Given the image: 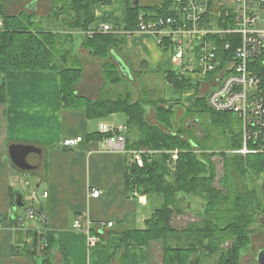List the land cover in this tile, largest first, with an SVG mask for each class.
<instances>
[{
  "label": "trees",
  "instance_id": "16d2710c",
  "mask_svg": "<svg viewBox=\"0 0 264 264\" xmlns=\"http://www.w3.org/2000/svg\"><path fill=\"white\" fill-rule=\"evenodd\" d=\"M49 1L43 20L27 11L8 14L0 0V105L6 102V72L55 70L60 74L63 109L83 110L89 118L124 113V149L127 153L142 148L152 151L142 166L128 165L127 186L130 192L136 189L160 202L145 221V228L120 232L121 247L141 245L152 249L159 245L161 264H211L212 259V264H239L253 226L264 227V152L227 156L224 150L242 145L241 121L232 112L209 109L204 97L195 98L197 109L183 114L193 126L190 121L175 126V109L166 106L161 83L152 80L146 84L140 77V91L135 95L110 56L112 49L118 53L124 48L126 34L85 35L94 22L95 6L112 0ZM132 1L128 0L126 7V30L135 28L139 14L148 19L152 13H169L170 0L138 6ZM75 34L81 35L80 45L90 55L104 59V84L96 99L79 96L75 91L82 75L80 56L74 52ZM227 39L217 40L219 49ZM254 65L264 96V66ZM166 81L176 89L192 85L172 72L166 75ZM195 123L201 129L196 130ZM111 135L98 132L89 138ZM173 150H177L175 160L171 157ZM215 157L221 160L220 176ZM14 195L11 190L12 206ZM188 197L198 198L202 207L195 210V219L176 228L172 218L189 212L184 207ZM10 219L17 220V215ZM45 238L46 250L52 238L48 234Z\"/></svg>",
  "mask_w": 264,
  "mask_h": 264
},
{
  "label": "crops",
  "instance_id": "0c3cea01",
  "mask_svg": "<svg viewBox=\"0 0 264 264\" xmlns=\"http://www.w3.org/2000/svg\"><path fill=\"white\" fill-rule=\"evenodd\" d=\"M1 2L8 14L27 11L35 19H45L50 8L49 0ZM159 2L146 0L142 4L140 0L141 5ZM127 3L128 0H112L107 5L97 4L95 19L89 28L107 23L126 34L124 48L118 53L112 49L110 56L114 52L128 67L130 77L121 74L130 88L136 81L135 95L140 91V77L146 84L160 77L167 107L173 106L183 114L186 110L197 109L195 98L206 100L208 92L217 84L215 76L208 74L199 79L197 72L186 73L183 78L190 80L192 85L183 89H176L166 81L169 72L176 75L180 69L173 70L176 64L171 52L156 36L131 32L134 28L126 30ZM80 43L77 53L82 75L75 91L79 96L96 99L104 84L101 68L104 59L90 55ZM198 52L199 48H195L190 63L195 69L198 68ZM5 91L6 102L0 105V264H43L45 260L47 264H149V248L120 245V232L145 228V221L160 202L155 196L145 194L146 202L143 203L132 197L127 186L129 154L116 144L120 129L125 127L124 113L115 112L93 119L83 110L63 109L60 74L55 70L8 71ZM98 132L112 135L89 138L90 134ZM76 136H81L82 140L75 147L61 145L65 138ZM11 143L30 144L41 150L36 170L22 171L15 167L8 154ZM24 172L37 174L35 187L38 189H33L35 198L29 206L45 214L44 223L26 219L18 224L17 220L10 219L23 210L17 208L12 214L15 203L11 205L10 192L15 190L13 178L20 180ZM25 182L28 185V181ZM93 189L99 190L97 197L90 195ZM44 192L46 196H43ZM23 201L26 207L24 197ZM77 218L81 228L74 229L73 222ZM87 221L91 222L92 231H97L94 234L99 238L93 248L87 245ZM107 222H112V226H107ZM47 234L52 243L45 250Z\"/></svg>",
  "mask_w": 264,
  "mask_h": 264
},
{
  "label": "built area",
  "instance_id": "2783aa9c",
  "mask_svg": "<svg viewBox=\"0 0 264 264\" xmlns=\"http://www.w3.org/2000/svg\"><path fill=\"white\" fill-rule=\"evenodd\" d=\"M133 31L150 33L158 38L159 43L171 52L173 63L180 66L176 72L178 79L191 72H197L199 79L208 74L215 76L217 84L207 94V107L215 112L236 114L242 127L241 147L224 150L227 156L264 152L263 86L254 69L255 63L264 66V0H170L167 15L152 13L146 19L139 14ZM96 33L117 34L120 31L107 23L85 31L88 37ZM225 37L229 39L224 40L219 49L217 40ZM195 48H199L197 69L190 66ZM124 133L125 127L116 137V144L123 148ZM81 140V136L69 137L62 140L61 145L73 148ZM150 153L152 151L145 149L132 150L128 152L130 163L142 166ZM171 157L172 160L177 158V150L172 151ZM131 194L146 202L145 194L138 190L134 189ZM46 195L44 192L43 196ZM90 195L97 197L99 190H91ZM26 219L44 223L46 216L37 208L24 207L17 222L22 224ZM106 225L112 226V222ZM73 228H81L79 218L74 220ZM92 230L91 222L87 221L85 231L89 248L99 241Z\"/></svg>",
  "mask_w": 264,
  "mask_h": 264
},
{
  "label": "rangeland",
  "instance_id": "374dc122",
  "mask_svg": "<svg viewBox=\"0 0 264 264\" xmlns=\"http://www.w3.org/2000/svg\"><path fill=\"white\" fill-rule=\"evenodd\" d=\"M141 3L142 4L146 3V0H141ZM40 19H43V18H40ZM74 41H75L74 52H77V44L81 41V35L75 34ZM172 68L173 70H179L180 66L173 65ZM156 82L157 84H160L162 82L161 78L158 77ZM131 84H132L131 90L134 89L135 91H137L136 81L134 80ZM150 112L152 113V111ZM93 119H97V118H93ZM189 121H190V124L193 126L194 123L191 121L190 118L184 117L183 113H181L178 110H175V116L173 120L175 126H178L179 124L183 125L185 123H188ZM194 128L196 130H199L201 129V126L195 123ZM214 159L217 164V174L218 176H220L222 173L221 160L219 157H215ZM22 174L23 176L20 178V180H18V178L17 179L13 178V187L15 189L14 190L15 192L19 191L22 193L25 199V203L27 205L26 207H30L29 203L32 201L33 197L35 198V195H32V191L33 189L35 190L36 188L35 184L37 183V179H36L37 174L36 172H24ZM25 181H28V185L25 184L26 183ZM37 189L38 188H36V190ZM184 207L188 208L189 212L183 215H174L172 218V224L176 228H182L186 225V223L195 219L196 217H195L194 212L195 210L200 209L202 207V203L198 198L188 197L187 201H185L184 203ZM253 228H254V231L251 234L249 246L242 251V256L240 258L239 264H257L256 255L260 249L264 248V227L256 224L253 226ZM213 262H214L213 259L209 261V263L211 264ZM149 264H161V251H160L159 245L156 246V248L149 249Z\"/></svg>",
  "mask_w": 264,
  "mask_h": 264
},
{
  "label": "water",
  "instance_id": "95a60500",
  "mask_svg": "<svg viewBox=\"0 0 264 264\" xmlns=\"http://www.w3.org/2000/svg\"><path fill=\"white\" fill-rule=\"evenodd\" d=\"M134 6L140 4V0L132 1ZM113 61L118 66L120 72L127 77H130L128 67L123 60L114 52L111 53ZM8 154L11 162L22 171L36 170L41 160V150L36 146L30 144L11 143L8 146ZM15 206L12 210V214L15 213L17 208H24L23 197L19 192L15 193ZM40 211V210H39ZM258 264H264V249H261L258 253Z\"/></svg>",
  "mask_w": 264,
  "mask_h": 264
},
{
  "label": "flooded vegetation",
  "instance_id": "af4514ba",
  "mask_svg": "<svg viewBox=\"0 0 264 264\" xmlns=\"http://www.w3.org/2000/svg\"><path fill=\"white\" fill-rule=\"evenodd\" d=\"M262 249H264V248H262ZM260 250H261V249H260ZM260 250H259V251H260ZM259 251H258V253H259ZM258 253H257V255H256V261H257V264H258V260H257Z\"/></svg>",
  "mask_w": 264,
  "mask_h": 264
}]
</instances>
